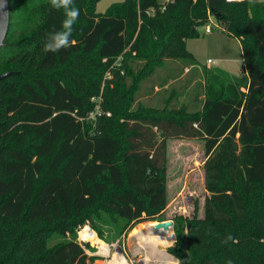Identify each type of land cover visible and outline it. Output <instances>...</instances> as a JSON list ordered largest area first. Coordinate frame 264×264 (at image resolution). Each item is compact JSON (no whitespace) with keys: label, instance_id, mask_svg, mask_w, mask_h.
Returning a JSON list of instances; mask_svg holds the SVG:
<instances>
[{"label":"trees","instance_id":"trees-1","mask_svg":"<svg viewBox=\"0 0 264 264\" xmlns=\"http://www.w3.org/2000/svg\"><path fill=\"white\" fill-rule=\"evenodd\" d=\"M9 1L0 264H95L80 225L98 220L127 235L164 221L167 141L179 137L204 140L208 195L203 215L196 203L192 215L172 218L169 252L179 264H264V0H123L103 13L100 0H73L72 43L55 52L44 45L64 10L51 0ZM208 24L239 39L240 74L201 68L188 50ZM187 68L203 78L192 110L177 103L188 88L172 87ZM164 93L162 106L143 100ZM99 95L112 114L90 119ZM174 230L164 237L174 242Z\"/></svg>","mask_w":264,"mask_h":264},{"label":"rangeland","instance_id":"rangeland-1","mask_svg":"<svg viewBox=\"0 0 264 264\" xmlns=\"http://www.w3.org/2000/svg\"><path fill=\"white\" fill-rule=\"evenodd\" d=\"M120 1L123 0H100L97 4V12L103 13L112 3ZM160 1L165 3L168 0ZM211 20L216 22L214 16L211 17ZM210 26V24L200 26V36L187 40L188 50L195 55L201 68L219 66L232 74H240L244 67V58L239 40L216 27L208 30ZM209 60L217 62V64L209 63ZM199 82H203L201 75L190 73L189 68L185 69L183 77L174 81L172 87L179 88L180 92L183 93L184 86L188 88L187 92L179 98V102H177L179 105H189L191 110L198 108L199 105L196 104L193 97L197 91H202L198 85ZM167 95L165 93L162 96L155 94L153 97H145L143 100L151 105L162 106L161 103ZM104 103L101 99V107L106 111ZM167 156L169 203L164 212L165 220H173L175 214L192 215L196 203L199 205V214L203 215L205 198L208 195L205 188L204 140L188 137L171 138L167 141ZM156 222L158 221L141 222L127 235H119L114 228L98 220L87 221L79 226L77 238L86 252L96 257L95 264H165L163 257L168 251L161 250V246L170 247L175 240L173 242L166 239L162 229L155 231L153 225ZM94 223L95 226L92 227L91 225ZM143 225H147L144 239L140 237ZM95 230L99 231L103 237L100 238ZM83 232L97 241L98 244L94 249L90 244L85 243ZM119 247L122 248L123 253L119 252Z\"/></svg>","mask_w":264,"mask_h":264},{"label":"clouds","instance_id":"clouds-1","mask_svg":"<svg viewBox=\"0 0 264 264\" xmlns=\"http://www.w3.org/2000/svg\"><path fill=\"white\" fill-rule=\"evenodd\" d=\"M51 6L56 9H63L65 19L62 21V29L50 34L48 42L44 45L45 51H59L71 45L70 39L73 25L79 17L80 10L73 6V0H51ZM228 239H232L231 236Z\"/></svg>","mask_w":264,"mask_h":264},{"label":"water","instance_id":"water-1","mask_svg":"<svg viewBox=\"0 0 264 264\" xmlns=\"http://www.w3.org/2000/svg\"><path fill=\"white\" fill-rule=\"evenodd\" d=\"M9 26H10V1L0 0V48L6 44V38L8 35ZM11 73H12L11 71L1 73L0 80L10 75ZM170 226L174 227L173 220L158 221L153 225L155 231H159L161 229L166 230ZM175 242H176V239H175ZM164 248L166 249V247ZM118 250L120 253H123V250L121 247H119Z\"/></svg>","mask_w":264,"mask_h":264},{"label":"built area","instance_id":"built-area-1","mask_svg":"<svg viewBox=\"0 0 264 264\" xmlns=\"http://www.w3.org/2000/svg\"><path fill=\"white\" fill-rule=\"evenodd\" d=\"M227 1H241V0H227ZM211 25V24H210ZM212 25L210 27H208V30H212ZM209 63H215L217 64V62H213L212 60H209ZM101 99L103 100L102 98V95H99V96H95L92 98L93 102H95V108L94 110L90 113L89 115V118L90 119H95L103 114L107 115V116H111V112L108 111H104L101 107Z\"/></svg>","mask_w":264,"mask_h":264},{"label":"crops","instance_id":"crops-1","mask_svg":"<svg viewBox=\"0 0 264 264\" xmlns=\"http://www.w3.org/2000/svg\"><path fill=\"white\" fill-rule=\"evenodd\" d=\"M169 1V0H168ZM239 40V39H238ZM240 42V41H239ZM219 67V66H218ZM222 68V67H221ZM227 70V69H226ZM140 236V235H139ZM141 237V236H140ZM154 245H157L154 243ZM161 250L168 251L165 256L163 257V263L165 264H179L178 260L169 252V247H166V249L161 246Z\"/></svg>","mask_w":264,"mask_h":264}]
</instances>
